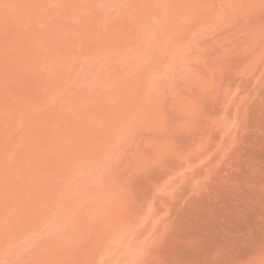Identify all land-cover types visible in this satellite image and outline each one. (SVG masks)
Masks as SVG:
<instances>
[{
  "label": "rangeland",
  "instance_id": "374dc122",
  "mask_svg": "<svg viewBox=\"0 0 264 264\" xmlns=\"http://www.w3.org/2000/svg\"><path fill=\"white\" fill-rule=\"evenodd\" d=\"M0 264H264V0H0Z\"/></svg>",
  "mask_w": 264,
  "mask_h": 264
}]
</instances>
